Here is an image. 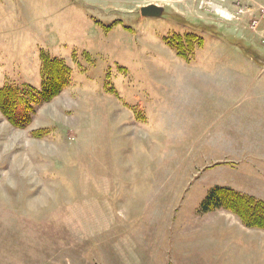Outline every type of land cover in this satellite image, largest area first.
<instances>
[{
    "label": "rangeland",
    "instance_id": "obj_1",
    "mask_svg": "<svg viewBox=\"0 0 264 264\" xmlns=\"http://www.w3.org/2000/svg\"><path fill=\"white\" fill-rule=\"evenodd\" d=\"M262 7L0 0V88L40 89L42 52L71 69L26 128L0 112V264H264V230L200 211L216 186L264 201ZM189 33L186 62L164 38Z\"/></svg>",
    "mask_w": 264,
    "mask_h": 264
},
{
    "label": "trees",
    "instance_id": "obj_2",
    "mask_svg": "<svg viewBox=\"0 0 264 264\" xmlns=\"http://www.w3.org/2000/svg\"><path fill=\"white\" fill-rule=\"evenodd\" d=\"M165 44L180 58L190 62L194 47L201 48L203 39L194 34H174L164 38ZM41 88L30 84H6L0 88V112L16 128H26L32 121L35 105L50 102L68 85L71 69L60 58L41 54ZM35 135L41 136L40 132ZM223 209L235 214L248 228L264 230V201L230 187H213L201 204L200 211L208 213Z\"/></svg>",
    "mask_w": 264,
    "mask_h": 264
},
{
    "label": "water",
    "instance_id": "obj_3",
    "mask_svg": "<svg viewBox=\"0 0 264 264\" xmlns=\"http://www.w3.org/2000/svg\"><path fill=\"white\" fill-rule=\"evenodd\" d=\"M164 8L157 5H149L141 9V14L144 17H162Z\"/></svg>",
    "mask_w": 264,
    "mask_h": 264
},
{
    "label": "built area",
    "instance_id": "obj_4",
    "mask_svg": "<svg viewBox=\"0 0 264 264\" xmlns=\"http://www.w3.org/2000/svg\"><path fill=\"white\" fill-rule=\"evenodd\" d=\"M260 14H261V17H259L258 19H254V22H253V26H254V28H256V29H257L259 23H261L259 19L264 18V7L261 8V10H260Z\"/></svg>",
    "mask_w": 264,
    "mask_h": 264
}]
</instances>
